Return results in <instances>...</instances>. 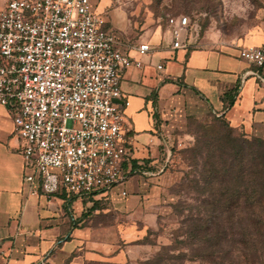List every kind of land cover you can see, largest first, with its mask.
Wrapping results in <instances>:
<instances>
[{
  "label": "crops",
  "instance_id": "obj_1",
  "mask_svg": "<svg viewBox=\"0 0 264 264\" xmlns=\"http://www.w3.org/2000/svg\"><path fill=\"white\" fill-rule=\"evenodd\" d=\"M6 1L0 0V8ZM91 1L106 16L107 28L116 32L123 49L141 43L155 49L151 59L144 58L142 69L121 72L122 91L129 101L125 113L131 155L134 164L149 173L133 175L107 196L27 197L21 141L14 133L11 111L0 105V264H37L47 256L55 264H126V245L142 237L157 218L158 206L149 190L176 177L161 171L166 147L156 136L160 132L169 142L167 120L173 107L203 103L239 134L264 139V67L239 56L241 47H264L263 23L227 46L173 50L165 26L147 20L140 27L122 8L112 6L113 0ZM130 54L139 57L135 49ZM160 63L162 70L157 68ZM234 88L237 93L230 94ZM124 189L126 196L121 194Z\"/></svg>",
  "mask_w": 264,
  "mask_h": 264
},
{
  "label": "built area",
  "instance_id": "obj_2",
  "mask_svg": "<svg viewBox=\"0 0 264 264\" xmlns=\"http://www.w3.org/2000/svg\"><path fill=\"white\" fill-rule=\"evenodd\" d=\"M107 23L91 0H7L0 8V105L11 111L21 141L27 197L107 196L149 173L131 155L121 72L142 69L155 49L150 43L123 49ZM165 27L173 50L192 45L196 27L188 15L168 16ZM239 56L264 67V47H241ZM158 135L166 171L175 162ZM37 264L55 263L47 256Z\"/></svg>",
  "mask_w": 264,
  "mask_h": 264
},
{
  "label": "rangeland",
  "instance_id": "obj_3",
  "mask_svg": "<svg viewBox=\"0 0 264 264\" xmlns=\"http://www.w3.org/2000/svg\"><path fill=\"white\" fill-rule=\"evenodd\" d=\"M112 6L122 8L140 27L147 20L164 27L168 16L188 15L196 27L192 48L227 46L254 26L264 24V0H113ZM202 104L188 101L181 108L171 109L168 143L175 166L166 171L176 177L167 184H154L156 188L149 190L153 204L158 206L157 218L142 237L126 245V264H264V198H257L259 177L264 174L259 171L262 159L255 142L246 148L244 163L250 177L249 190L256 200L247 212L237 213L231 241L222 242L220 251L214 252L216 247L196 237L190 226L203 198L196 189L201 158L197 165L192 150L205 142L203 155L209 151L220 162L219 157L226 158L227 150L231 153L238 149L237 140L242 137L212 107ZM210 125L219 130L221 142H217L215 131L208 129ZM162 156L164 163L166 154ZM241 166L242 160L236 159L235 169ZM239 219L243 229L237 223Z\"/></svg>",
  "mask_w": 264,
  "mask_h": 264
},
{
  "label": "trees",
  "instance_id": "obj_4",
  "mask_svg": "<svg viewBox=\"0 0 264 264\" xmlns=\"http://www.w3.org/2000/svg\"><path fill=\"white\" fill-rule=\"evenodd\" d=\"M229 93L236 94L237 88H234ZM232 101L233 99H231ZM222 119L230 127L226 119L223 117ZM210 127L208 128L210 131H215L217 142H221L222 137L219 134V130L212 125ZM208 129H206V132H209ZM236 140V138L233 139V142ZM237 142H239L238 149L231 153L228 152L230 150H227L226 145H224V150H227L226 158L222 159V157H219L220 162L215 161V155H210L209 151L206 156L203 155L205 142L202 145L198 144L196 149L192 150V159L196 161L197 165L200 164L198 163V158H201L200 178L196 181V189L203 198L198 205L197 216L192 219L190 226L196 237L209 243L214 248L216 247L214 252L220 251L222 242L231 241L229 236L233 233L234 225L236 224L234 218H236L237 213L247 212L248 207L256 200V196L249 190L250 177L246 163H244L246 148L253 142L259 147L258 156L262 159L259 171L264 174V139L253 137L249 140L248 137L242 135ZM236 159L242 160V166L238 171L235 169ZM263 176L262 178L259 177L258 201H263L264 198ZM206 193L209 196H205ZM237 223L240 227L243 226L241 219ZM242 232L245 233V231Z\"/></svg>",
  "mask_w": 264,
  "mask_h": 264
}]
</instances>
